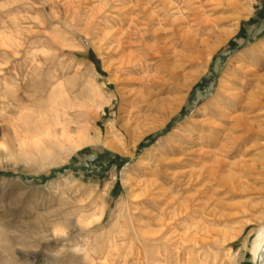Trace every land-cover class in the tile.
<instances>
[{"label": "rangeland", "instance_id": "rangeland-1", "mask_svg": "<svg viewBox=\"0 0 264 264\" xmlns=\"http://www.w3.org/2000/svg\"><path fill=\"white\" fill-rule=\"evenodd\" d=\"M200 1L0 0V264H264V238L253 253L264 231V0ZM143 56L148 71L125 70ZM138 92L164 110L128 129ZM220 93L245 97L242 140L180 170L192 188L164 184L162 216L142 184L173 133L216 122L203 114ZM253 95L262 106L250 113ZM55 107L72 144L87 145L70 149L58 133L61 150L45 136ZM214 158L224 170L212 177Z\"/></svg>", "mask_w": 264, "mask_h": 264}, {"label": "bare ground", "instance_id": "bare-ground-1", "mask_svg": "<svg viewBox=\"0 0 264 264\" xmlns=\"http://www.w3.org/2000/svg\"><path fill=\"white\" fill-rule=\"evenodd\" d=\"M200 1V0H199ZM158 2V1H157ZM160 2V1H159ZM188 2V1H187ZM190 2V1H189ZM194 2V1H193ZM201 2V1H200ZM205 2V1H204ZM186 3V2H185ZM187 4V3H186ZM189 5H190V3H189ZM195 5V4H194ZM210 6V5H209ZM229 7V6H228ZM166 9V8H165ZM167 10V9H166ZM166 10H164V13H165V11ZM169 10V9H168ZM192 11H193V9H192ZM212 12V11H211ZM166 13H167V11H166ZM193 13V12H192ZM202 14V13H201ZM196 15V14H195ZM156 20V19H155ZM177 21V20H176ZM195 21H196V19H195ZM170 25H174V23L173 24H171L170 23ZM175 30V29H174ZM159 32V31H158ZM155 35V34H154ZM157 35V34H156ZM155 35V36H156ZM158 37H160L159 35H157ZM158 39V38H157ZM160 39V38H159ZM158 39V40H159ZM160 40H162V38L160 39ZM154 42H156V41H154ZM158 42V41H157ZM162 43V42H161ZM164 44V43H163ZM157 45H159V43L157 44ZM156 45V46H157ZM165 45V44H164ZM163 45V46H164ZM142 47V46H141ZM166 47V46H165ZM144 48V47H143ZM142 48V49H143ZM150 48V47H149ZM157 48V47H156ZM158 48H160L159 50H161V52H162V49H161V47H158ZM163 49H165L164 47H163ZM145 50H147V49H144L143 51H145ZM150 50H151V48H150ZM157 50V49H156ZM156 50H154V52L156 53ZM149 51V50H148ZM147 51V52H148ZM158 51V50H157ZM146 52V51H145ZM146 52V54H148ZM163 53H165V52H163ZM152 54V53H151ZM162 54V53H161ZM154 55V54H153ZM163 55V54H162ZM161 55V57H163ZM150 56V55H149ZM149 56H143V58H139V59H132L131 61H130V63H131V65H130V67L128 68L127 67V69H125L127 72H129V73H132L133 72V74H134V72L135 71H141V72H144V71H146L148 68H149V66H148V58L147 57H149ZM155 56V55H154ZM157 56V55H156ZM159 57V56H158ZM155 58V57H154ZM157 58V57H156ZM160 58V57H159ZM130 59V58H129ZM149 59H150V57H149ZM152 60V59H151ZM128 64V63H127ZM126 64V65H127ZM138 66V67H137ZM148 71V70H147ZM236 74L238 75V74H242L241 76L243 77V78H246L247 76H254V73H251V72H244L243 71V67L241 66V67H239V68H237L236 70ZM141 72H138V73H141ZM144 75V74H143ZM256 76V75H255ZM262 78V76L259 78V80ZM144 79V78H143ZM240 80V79H239ZM262 80V79H261ZM264 80V79H263ZM228 81V83H229V85L230 86H228L227 88L228 89H234V87H233V84L234 85H239V86H241V83H238V81H237V79H236V77H233V78H231V79H228L227 80ZM140 82V81H139ZM248 82H250V81H248ZM255 82H256V80H255ZM259 83H262L261 81L259 82ZM259 83H257L258 84V86H259ZM248 84H250L251 85V83H248ZM253 84V83H252ZM255 84V83H254ZM255 86V85H254ZM142 87V86H141ZM225 87V86H224ZM236 87V86H235ZM257 87V86H256ZM260 87V86H259ZM257 88L258 89V91H256V94H260V95H262V94H264L263 92V90L261 91V90H259V89H262V88ZM264 88V87H263ZM144 89H146V87L144 88L143 87V90ZM147 90V89H146ZM145 90V91H146ZM232 91V90H231ZM237 91V90H236ZM143 93H144V91H142ZM235 92V91H234ZM252 92V91H251ZM250 92V93H251ZM223 93H225V92H223ZM250 93L248 94V95H250ZM254 93V92H253ZM146 94V93H145ZM149 95V94H148ZM151 95V94H150ZM149 95V96H150ZM135 98H138L136 101V107L134 108V109H132V111L130 112V113H128L129 115L127 116L128 117V122H125V123H127L126 124V128H128V129H138L139 127H141L142 125H144L145 126V122L146 121H148L149 119H151L152 117H153V113L154 112H157L159 109H161L162 111L164 110L163 109V107H164V104L163 103H159V102H157L156 100L155 101H152V100H149V99H151V98H149V99H147V97H144L143 96V94H141V92H138V93H135ZM242 96H240L239 94H227V95H223V94H221L220 93V95H218V97H217V99L215 100V102L212 104V106H210V107H212L210 110H204V114H203V116L204 117H206V118H216L215 120H216V122H210L209 120H204V121H202V122H197V123H193V127H192V129L193 130H189V129H186V130H179L178 132H176V133H173V136L171 135V137H173V138H169V140L167 141V148H166V150H164V151H162L161 152V157L160 158H158L157 160H155L156 161V163H157V167L159 168V167H161V170H160V172H153V173H151V174H149L148 175V177L150 178H148L149 180H147V181H144L143 182V187H142V193H141V196H145V197H148V198H150L151 200H152V203L154 204V207L153 208H155V210L158 212V214H161L162 215V212H166V209L164 210V207H166V208H169L168 207V204L169 203H167V201H168V199L166 198V195H165V193H166V191H164L163 190V186H164V184H176L178 187H179V190H180V188L181 187H183V186H187V185H190V188H192L191 187V181L189 180V181H187L188 183H185L184 182V179L186 178L185 177V174H184V172L182 173V172H180V170H182V169H186V167H191V165H193L195 162H196V160H201V161H204V162H201L202 164L203 163H206L205 161H207L208 159L210 160V156H211V158L212 157H217V156H222V154L223 153H225L226 152V150H227V148H228V146L230 145V147H232L233 148V146H235V145H238V141L241 139V136H238V135H236V136H233V134L236 132L237 133V131H246V126H247V123L248 122H246L247 120H246V118H245V116H242V112H245V111H243V104H244V100L241 98ZM260 98H262V97H260L259 95H253V99L251 98V100L252 101H250V102H247V105L248 106H250V108H248V112H250V113H254V111H256L258 108H260V106H262L261 104V102H260ZM246 101V100H245ZM134 102H135V100H134ZM53 107V106H52ZM58 107V106H57ZM56 108V107H55ZM58 108H56L55 109V111L53 110V119H51L52 121H51V123H50V125L48 126V130H46V133H45V136H47V137H54V141H55V144H56V146L59 148V149H61V150H63V148L65 147V144H63L64 142L62 141V140H57V136L60 134L64 139H65V141L67 142L66 143V146H68L70 149H76V148H78V147H80V146H85V145H87L89 142L88 141H80L79 142V145L78 146H74V144H72V136H70V133L66 130L67 129V127H66V125L64 124V122L65 121H62V119L60 118L62 115H60L59 114V112H58V110H57ZM231 109H233V111H232V113H226L225 111H231ZM244 110H246V109H244ZM177 111V110H176ZM237 112H240V114H235V115H233L234 113H237ZM247 112V111H246ZM248 112H247V114H246V116L248 115ZM52 113V112H51ZM173 114V112H170V113H168L167 115L165 114V117H164V119H162L161 120V122H160V125L158 126V127H160L161 128V126H163L168 120H169V116H171ZM245 113H243V115H244ZM155 117V116H154ZM46 118V117H45ZM228 118H232V123H231V127L229 128V129H224L223 128V126L221 125V124H223V123H226V122H224V120L225 121H230L231 119H228ZM64 119V118H63ZM48 120V119H47ZM152 120V119H151ZM50 121V120H49ZM228 121V122H229ZM249 121V120H248ZM250 123V122H249ZM40 124V123H39ZM250 125V124H249ZM47 126H45L46 128H47ZM56 127H60L61 129H60V131L58 132L55 128ZM156 127V126H155ZM155 127H152V128H154V129H156ZM50 128V129H49ZM66 128V129H65ZM45 129V128H44ZM127 129V130H128ZM249 129V128H248ZM70 130V129H69ZM250 130V129H249ZM248 130V131H249ZM250 131H252V130H250ZM148 132V131H147ZM59 133V134H58ZM249 133V132H248ZM146 134V132H143L139 137H138V139H137V143L144 137V135ZM246 134V133H245ZM244 134V135H245ZM242 135H243V133H242ZM56 137V138H55ZM244 137V136H243ZM246 137V136H245ZM244 137V138H245ZM83 138V137H82ZM53 140V139H52ZM242 140V139H241ZM63 143H62V142ZM98 141V140H97ZM36 142H38V141H36ZM245 142V141H244ZM40 143V142H39ZM105 143V142H104ZM103 143V144H104ZM34 144H35V142H34ZM25 146V145H24ZM104 146H106V147H108V148H113L112 147V144L111 143H105L104 144ZM241 146V145H240ZM230 147H229V149H230ZM44 148V147H43ZM228 149V150H229ZM25 150V149H24ZM227 150V151H228ZM231 151V150H230ZM40 153V152H39ZM148 152H146L144 155H146ZM228 153V152H227ZM226 154V153H225ZM224 154V155H225ZM21 155L22 156H24V157H28V155H27V152H26V150L25 151H21ZM30 155V154H29ZM42 156L46 159V158H48L50 155H49V153H48V151L46 150V149H42ZM32 157V156H31ZM146 157V156H145ZM224 157H226V155L224 156ZM222 158V157H219V158H221V159H223V161H224V159L225 158ZM141 159H144V157H142ZM215 159V158H214ZM221 159H220V161H221ZM43 160V159H42ZM212 160V159H211ZM217 160H219V159H217ZM198 162V161H197ZM196 162V163H197ZM209 162V161H208ZM207 162V163H208ZM213 162H217L218 163V161H216V159H215V161H213ZM213 162H211V164L212 165H209V166H211L210 168H212V166H213ZM154 163V162H153ZM197 164H200V163H197ZM202 164H201V166H202ZM216 164V163H215ZM214 164V165H215ZM224 164V163H223ZM222 164V165H223ZM207 165V164H206ZM206 165H204V166H206ZM217 165H218V167H217ZM217 165H215L216 166V168H212V169H208L207 171H208V173L209 174H211V176L213 175V176H216V173L218 172H220V169H221V164L219 165V163L217 164ZM200 166V165H199ZM194 167H195V165H194ZM198 167V166H197ZM225 167V166H224ZM208 168V167H207ZM206 169V168H205ZM224 170V169H223ZM223 170H222V172H223ZM190 171V170H189ZM197 171H200V170H197ZM196 171V172H197ZM202 171V170H201ZM200 171V172H201ZM191 172V171H190ZM189 172V173H190ZM199 172V173H200ZM222 172H220V173H222ZM192 173H193V171H192ZM194 173H195V171H194ZM193 173V174H194ZM198 172L196 173V174H198V176H194V175H192V176H194L195 177V179H196V181H197V184H199V187H201V186H203L204 184H206V183H204L205 181L203 180V179H205V178H203L204 176H206V174H207V172H205L206 174H204L203 172H201L200 174H199ZM217 173V174H218ZM223 174V173H222ZM190 176H191V174H190ZM212 176V177H213ZM219 176V175H218ZM218 176L216 177V178H218ZM235 176V175H234ZM222 177H223V175H222ZM240 177V176H239ZM189 178V177H188ZM187 178V179H188ZM207 178V177H206ZM208 178H210V177H208ZM207 178V179H208ZM228 178H230V176L228 177ZM237 178V177H236ZM222 179V178H221ZM234 179V178H233ZM186 180V179H185ZM220 180V179H219ZM237 180H239V179H237ZM193 181H194V179H193ZM204 181V182H203ZM217 181H218V179H217ZM217 181H214L213 180V182H217ZM227 181V179L225 180L224 178H223V182H225L224 184H227V187L229 186L228 185V183H230V186L232 187L233 186V184L231 185V182H226ZM228 181H230V180H228ZM158 182H159V184H158ZM195 182V181H194ZM193 182V183H194ZM207 182V181H206ZM211 182V181H210ZM222 181H220L219 183H220V185L222 184L221 183ZM233 183H234V181H232ZM190 183V184H189ZM140 184V183H139ZM195 184V183H194ZM211 184V183H210ZM218 184V183H217ZM216 184V185H217ZM237 184V183H236ZM141 185V186H142ZM175 185V186H176ZM206 185H208L209 186V184H206ZM213 185V184H212ZM219 184H218V186H220ZM169 186V185H168ZM174 186V187H175ZM214 186V185H213ZM222 186H224V185H222ZM139 187V186H138ZM193 187H194V185H193ZM221 187V186H220ZM230 187V188H231ZM240 187V186H239ZM176 188V187H175ZM196 188H198V187H196ZM224 188H226V187H224ZM233 188V187H232ZM183 189V188H182ZM188 190H189V186H188V188H187ZM193 189H195V188H193ZM192 189V190H193ZM200 189V188H199ZM199 189H196V190H199ZM204 189H206V188H204ZM223 189V188H222ZM228 189V188H227ZM234 189V188H233ZM179 190H178V193H180L179 192ZM184 190V189H183ZM206 190H208V189H206ZM205 190V191H206ZM213 190V189H212ZM224 190V189H223ZM226 190V189H225ZM229 190V189H228ZM228 190H226V191H228ZM236 191H237V186H236V189H235ZM235 190H232V191H235ZM200 191L202 192V190L200 189ZM240 191H241V189H240ZM192 192V191H191ZM211 192V191H210ZM216 192H217V190H216ZM215 192V193H216ZM231 192V191H230ZM170 193V192H169ZM185 193V192H184ZM206 193H208V192H206ZM205 193V194H206ZM229 193V192H228ZM129 194H131V193H129ZM198 194H200V192L198 193ZM202 194V193H201ZM212 194V193H211ZM179 195V194H178ZM177 195V196H178ZM181 195H182V193H181ZM186 195V194H185ZM208 195H209V193H208ZM216 195V194H215ZM215 195H213V196H215ZM171 196V195H170ZM210 196V195H209ZM137 197V196H136ZM139 197V196H138ZM181 197V196H180ZM189 198V197H188ZM205 198V197H204ZM206 198H208V196L206 197ZM212 198H214V197H212ZM181 199V198H180ZM195 199V198H194ZM196 200V199H195ZM212 200H214V199H212ZM211 200V201H212ZM216 200H218V199H216ZM157 201H159V202H157ZM171 202H173L172 200H170ZM178 201V200H177ZM207 201H209V200H207ZM210 201V202H211ZM189 202V201H188ZM193 202V201H192ZM220 202H223V201H220ZM214 203V202H213ZM216 203V202H215ZM142 204V203H141ZM140 204V205H141ZM220 204V203H219ZM243 204V203H242ZM175 205V204H174ZM183 205V204H182ZM218 205V204H217ZM237 205H239L238 203H237ZM245 205V204H244ZM172 206V205H171ZM177 206V205H176ZM184 206H185V204H184ZM183 206V207H184ZM186 206H188V204L186 205ZM190 206H192V205H190ZM220 206H223V204L221 205L220 204ZM234 206V205H233ZM212 207V206H211ZM215 207H216V204H215ZM240 207V206H239ZM243 207V206H242ZM244 207H246V206H244ZM119 208V207H118ZM170 208H172V207H170ZM179 208H181V207H179ZM175 209V208H174ZM186 209V208H185ZM189 209V208H188ZM187 209V210H188ZM193 209L194 210H196L195 209V207H193ZM241 209V208H240ZM167 210H169V209H167ZM180 210H184V209H180ZM191 210H192V207H191ZM193 210V211H194ZM222 210H223V208L221 209V211H219V212H221L222 213ZM238 210V209H237ZM236 210V213H238L239 214V212ZM176 211V209L173 211V212H175ZM185 211V210H184ZM189 211H190V209H189ZM193 211H190V212H192L193 213ZM243 211V210H242ZM177 212V211H176ZM178 212H179V210H178ZM181 212V211H180ZM217 212L218 211H213V214H217ZM224 212V211H223ZM182 213H184V212H182ZM195 213V212H194ZM242 213V212H241ZM170 214H171V212H170ZM177 214V213H176ZM220 214V213H219ZM237 214V215H238ZM165 215V214H164ZM167 215V214H166ZM165 215V216H166ZM184 215V214H183ZM185 215H187V214H185ZM193 215V214H192ZM191 215V216H192ZM224 215H225V213H224ZM137 216V215H136ZM163 216V215H162ZM173 216V215H172ZM177 216V215H176ZM180 216V215H179ZM223 216V215H222ZM159 217V216H158ZM178 217V216H177ZM188 217V216H187ZM186 217V218H187ZM225 217V216H224ZM224 217H222V218H224ZM226 217H228V216H226ZM225 217V218H226ZM230 217V216H229ZM154 218H155V216H154ZM156 218H157V216H156ZM160 219H161V217H159ZM167 218V217H166ZM219 218V217H218ZM221 218V219H222ZM176 219V218H175ZM150 220V219H149ZM157 220V219H156ZM225 220V219H224ZM158 221V220H157ZM161 221H162V219H161ZM227 221V220H226ZM158 222H160V221H158ZM160 223H162V222H160ZM165 225V224H164ZM143 230V229H142ZM148 235V234H147ZM154 236V235H153ZM263 238H264V231H262L259 235H258V238H257V240L255 241V244H254V248H253V253H254V256H256L258 253H261L260 251H262L261 249V244H262V241H263ZM156 241V240H155ZM154 241V242H155ZM157 241H158V239H157Z\"/></svg>", "mask_w": 264, "mask_h": 264}]
</instances>
